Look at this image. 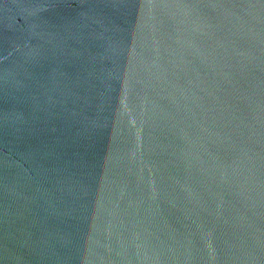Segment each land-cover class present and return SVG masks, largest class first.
I'll use <instances>...</instances> for the list:
<instances>
[{"label": "water", "instance_id": "1", "mask_svg": "<svg viewBox=\"0 0 264 264\" xmlns=\"http://www.w3.org/2000/svg\"><path fill=\"white\" fill-rule=\"evenodd\" d=\"M0 264H264V0H0Z\"/></svg>", "mask_w": 264, "mask_h": 264}]
</instances>
